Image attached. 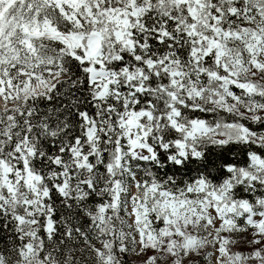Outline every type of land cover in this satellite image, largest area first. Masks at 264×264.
Masks as SVG:
<instances>
[{
  "label": "snow or ice",
  "instance_id": "1",
  "mask_svg": "<svg viewBox=\"0 0 264 264\" xmlns=\"http://www.w3.org/2000/svg\"><path fill=\"white\" fill-rule=\"evenodd\" d=\"M0 264H264V0H0Z\"/></svg>",
  "mask_w": 264,
  "mask_h": 264
}]
</instances>
